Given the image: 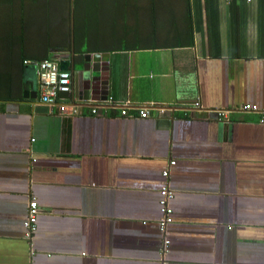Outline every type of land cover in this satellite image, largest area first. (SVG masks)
Returning <instances> with one entry per match:
<instances>
[{
    "label": "crops",
    "instance_id": "crops-1",
    "mask_svg": "<svg viewBox=\"0 0 264 264\" xmlns=\"http://www.w3.org/2000/svg\"><path fill=\"white\" fill-rule=\"evenodd\" d=\"M74 2L0 0V264H264V124L239 110L264 109V0H191L181 36L159 28L155 48L146 25L141 45L101 34L103 12L132 9L80 0L75 21ZM96 54L91 91L82 78L71 96L41 101L25 62ZM109 98L176 110L122 117L103 109ZM60 103L80 115H62ZM32 198L41 211L28 240Z\"/></svg>",
    "mask_w": 264,
    "mask_h": 264
},
{
    "label": "built area",
    "instance_id": "built-area-1",
    "mask_svg": "<svg viewBox=\"0 0 264 264\" xmlns=\"http://www.w3.org/2000/svg\"><path fill=\"white\" fill-rule=\"evenodd\" d=\"M37 67L39 89L41 92V101L46 104L57 103L61 99V94H68L72 91L73 87V75L69 71H63L60 68V64L52 60H42L38 62H25ZM90 102V100H89ZM105 107L103 109H119L122 117L134 116L130 110L136 112V116L142 119H147L152 116L151 109L157 111L158 115L173 114L176 110L175 107L157 106L152 104L150 107H137L134 106L130 101L118 103L113 98H109L105 101ZM151 105V104H150ZM154 106V107H153ZM200 104L196 103L195 108L199 109ZM59 110L62 115L77 116L80 115V110L76 106L70 107L67 104L60 103ZM242 112H255L261 114V123L264 124V109H260L257 106L243 105L239 108ZM93 115L99 113V109L94 107L91 110ZM219 120H228L229 112L227 110L219 111L217 113ZM176 165V161H170L168 168H165L162 172L163 182L161 185L160 193V219L158 222L159 230L164 237V246L162 248V258L164 259L169 253L170 240L167 236L169 227L174 223L172 201L174 199V191L170 187V167ZM40 206L36 198H32L29 204L28 217L25 223L26 238L31 240L33 235L37 231L38 216L40 214Z\"/></svg>",
    "mask_w": 264,
    "mask_h": 264
},
{
    "label": "trees",
    "instance_id": "trees-1",
    "mask_svg": "<svg viewBox=\"0 0 264 264\" xmlns=\"http://www.w3.org/2000/svg\"><path fill=\"white\" fill-rule=\"evenodd\" d=\"M80 0H75V21L78 20V14L80 13L79 6L77 4ZM127 0H118V7L119 8H127L128 10L132 9V20L124 19L123 22L126 24L121 27V36L126 40L130 35H139V39L136 43L141 45V38L139 32H141L144 22L142 19L141 11L143 10L145 14H147L148 21L152 23V31H151V38H150V47L155 48L157 46L156 36L158 35V29L164 28L166 30V34H174V29L176 30V34L178 37L181 36L180 30L188 26L189 19H190V1L191 0H130V2H126ZM96 0H85V4L87 7L89 5H94ZM130 3V4H129ZM127 4L129 5L127 7ZM147 12V13H146ZM120 13V11L118 12ZM144 14V15H145ZM124 15V13H123ZM127 15V14H126ZM124 15L123 17H125ZM143 15V16H144ZM147 21V20H146ZM121 22V21H120ZM131 24L132 27H128V24ZM179 23H182V26H178ZM121 24V23H120ZM75 25H78V22H75ZM178 26L175 28V26ZM136 27L138 32H135L133 29ZM141 27V29H139ZM118 33V34H119ZM153 38V40H152ZM187 41V40H186ZM118 44V42H117ZM120 44H124L123 42ZM173 42H169V46L172 45Z\"/></svg>",
    "mask_w": 264,
    "mask_h": 264
},
{
    "label": "rangeland",
    "instance_id": "rangeland-1",
    "mask_svg": "<svg viewBox=\"0 0 264 264\" xmlns=\"http://www.w3.org/2000/svg\"><path fill=\"white\" fill-rule=\"evenodd\" d=\"M126 2H130V0H127ZM101 3H105L107 6H110V4L116 5V4H118V0H101ZM128 6L129 5L127 4V7ZM144 14L145 13L142 10L141 11L142 19H143V21H145L143 26H141V27H143L142 30L145 29L144 26L146 25V29L148 28L149 30L151 29V31H152V28H153L152 25L153 24L150 23V21H148L147 14H145V15ZM124 15H126V14H124ZM124 15H123V13H117V15H115L114 12H111L110 10L103 12L98 18V20H99L98 24L100 25L101 34L106 35V34H110L111 32L116 33V31H118V33H119V31L121 30V27L126 24L125 22H123L124 19H128V20L130 19L133 21V17H132L131 12H127V15L125 17H123ZM133 22H135V21H133ZM105 24H106V26H104ZM128 27H132V25L129 23ZM141 27L139 29H141ZM133 30L135 32H138L136 27H134Z\"/></svg>",
    "mask_w": 264,
    "mask_h": 264
},
{
    "label": "water",
    "instance_id": "water-1",
    "mask_svg": "<svg viewBox=\"0 0 264 264\" xmlns=\"http://www.w3.org/2000/svg\"><path fill=\"white\" fill-rule=\"evenodd\" d=\"M101 60V54H96V55H87L84 57L83 61H80L79 59L76 58V56H74L71 59H63L60 62V68L63 71H71V73L73 74V78H74V83L75 85L72 87V91L75 92V90L77 89V85L80 82V80L83 78V80L86 78L87 80L90 78V84L86 85V89L91 91L92 89V85H93V79L91 77V70H92V62H99ZM83 64V65H82ZM83 66L82 70H79L80 66ZM95 67V66H94ZM98 67V66H97ZM100 69V68H99ZM94 70V69H93ZM72 91L68 94H66L67 96H71L72 95ZM61 97H64V94L60 95Z\"/></svg>",
    "mask_w": 264,
    "mask_h": 264
},
{
    "label": "bare ground",
    "instance_id": "bare-ground-1",
    "mask_svg": "<svg viewBox=\"0 0 264 264\" xmlns=\"http://www.w3.org/2000/svg\"><path fill=\"white\" fill-rule=\"evenodd\" d=\"M73 75V74H72ZM64 95H66V94H64ZM62 98V97H61Z\"/></svg>",
    "mask_w": 264,
    "mask_h": 264
}]
</instances>
